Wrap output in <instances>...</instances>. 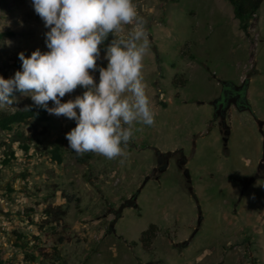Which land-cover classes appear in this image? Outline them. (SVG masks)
<instances>
[{"label":"rangeland","instance_id":"obj_1","mask_svg":"<svg viewBox=\"0 0 264 264\" xmlns=\"http://www.w3.org/2000/svg\"><path fill=\"white\" fill-rule=\"evenodd\" d=\"M133 3L150 42L143 75L155 125L137 124L126 156L116 160L77 155L65 138L76 121L64 116L50 114L41 124L0 130V159L10 149L15 155L7 165L0 162L2 264H264V169L263 177L242 186L256 174L264 149V124L260 132L256 123L264 120V0L250 22L254 39L239 28L226 0ZM2 31L14 33L0 41L4 79L22 71L13 62L19 53L30 57L37 49L49 51L45 34L50 29L32 0H0ZM109 41L100 46L99 67L107 66ZM90 74L98 83L99 72ZM244 78L249 109L229 107L224 142L210 102L224 82L239 85ZM85 90L77 87L61 102ZM14 95V105L0 112L33 102ZM19 134L33 137L26 153L15 140ZM55 147L60 163L51 156ZM180 150L187 176L177 163ZM155 151L175 155L141 186L157 166ZM133 195L137 206L125 207L109 233L119 205ZM57 207L65 211L61 218L47 214ZM151 224L154 236L145 246L139 237ZM44 231L64 239L52 259L38 256Z\"/></svg>","mask_w":264,"mask_h":264},{"label":"clouds","instance_id":"obj_2","mask_svg":"<svg viewBox=\"0 0 264 264\" xmlns=\"http://www.w3.org/2000/svg\"><path fill=\"white\" fill-rule=\"evenodd\" d=\"M32 5L50 29L49 51L19 53L22 71L0 77V107L14 105L19 92L49 114L76 121L65 138L77 155L125 157L135 126L153 127L156 116L143 75L150 42L133 0H32ZM105 41L107 66L99 67ZM95 71L98 83L90 74ZM77 87L86 90L61 102Z\"/></svg>","mask_w":264,"mask_h":264},{"label":"trees","instance_id":"obj_3","mask_svg":"<svg viewBox=\"0 0 264 264\" xmlns=\"http://www.w3.org/2000/svg\"><path fill=\"white\" fill-rule=\"evenodd\" d=\"M228 1L233 10L234 17L238 20L239 28L244 31L246 36H249V26L253 17L256 15L259 10L262 0H226ZM14 33L12 31H2L0 32V41L4 42V40L8 36H12ZM14 65L16 67L22 68V62L17 57L14 59ZM247 80L248 78H244L242 83L240 84V93L242 96V103L238 106L239 110L249 109V103L246 99V89H247ZM234 84L230 82H224L222 84V91L226 89L233 90ZM221 91V92H222ZM19 92H14V94H18ZM48 107H51V104H48ZM50 114L38 106H35L32 102L24 108L16 109L9 112H0V130H11L13 125L21 124V123H30L33 124H41L49 120ZM15 140L19 142V148L26 153L29 148L31 141L33 140L32 135L30 134H19L15 136ZM52 159L61 162L62 157L60 153V148L55 147L51 150ZM15 158L14 151L8 150L5 153V157L0 159L2 165H7L11 159ZM47 214H56L58 218H61L65 211L60 207H57L55 210L51 209L47 212ZM154 228L155 225L151 224L149 227L142 231L139 237V240L143 245H147L150 243V239L154 236ZM42 243L37 246L38 256L41 259H52L59 253L60 246L63 242L62 236H57L53 231H44L41 235ZM32 257V256H31ZM30 257V258H31ZM34 258V257H32ZM31 258V259H32ZM0 264H2V259L0 256Z\"/></svg>","mask_w":264,"mask_h":264},{"label":"flooded vegetation","instance_id":"obj_4","mask_svg":"<svg viewBox=\"0 0 264 264\" xmlns=\"http://www.w3.org/2000/svg\"><path fill=\"white\" fill-rule=\"evenodd\" d=\"M240 84L239 85H234V88L233 90H230V89H226L224 91H222L215 99H213L210 103H211V106L213 108V112H214V117L215 119H219L217 122L218 124L220 125V128H219V132L222 133V140L224 137H227L228 134H224V133H229V127L227 125V122H226V113H227V110L229 109L230 106H234L236 107L238 110V106L242 103V96H241V93H240ZM228 103H229V106H228ZM221 116H224L225 118V123L223 124L222 121H221ZM156 153V156L158 157L160 152L159 151H155ZM178 154V156L176 157L177 158V163H178V166L180 169H184L183 165H181V161L185 159V157L183 156L181 150L180 151H177L175 152ZM175 155L173 152L171 154V156ZM157 160V158H156ZM186 160V159H185ZM166 164H162L160 166V168H166ZM252 177V181H254L256 178H261L263 177L262 174L260 173L258 176H256V174L254 176H251ZM250 177V178H251ZM250 178H247V181L243 182L242 183V186L246 189V187L249 185V179ZM242 193V191H241Z\"/></svg>","mask_w":264,"mask_h":264},{"label":"water","instance_id":"obj_5","mask_svg":"<svg viewBox=\"0 0 264 264\" xmlns=\"http://www.w3.org/2000/svg\"><path fill=\"white\" fill-rule=\"evenodd\" d=\"M228 106H229V103H228ZM221 121L222 123L224 124L225 123V118L224 116H221ZM256 123L258 125V128H259V131L262 132V126L264 124V120H260V119H256ZM224 134H229V133H224ZM226 139L227 137H224L223 138V141L226 142ZM264 144V143H263ZM173 151H165V152H160L159 156L157 157V166L153 167L151 172L145 176V178L143 179L142 181V185H144L146 183V181H148L149 179L151 178H155L156 175L158 173H161L165 170V167L163 168H160V166L162 164H166L167 165V162H168V159L171 157V154H172ZM186 162V160H182L181 161V165H184ZM264 169V149H263V154H262V158L261 160L259 161L258 165H257V168H256V176H258ZM184 174L187 176V170L184 169ZM253 179L252 177L249 179V182H251ZM141 188V187H140ZM139 190V189H138ZM136 195H133L129 198H126L118 207L117 211L115 212V217L111 220V222L109 223V226H108V232L111 233V232H114V224L117 220V218L120 216L122 210L125 208V207H136Z\"/></svg>","mask_w":264,"mask_h":264},{"label":"crops","instance_id":"obj_6","mask_svg":"<svg viewBox=\"0 0 264 264\" xmlns=\"http://www.w3.org/2000/svg\"><path fill=\"white\" fill-rule=\"evenodd\" d=\"M254 17H255V18H258V14H257V15H255ZM249 28H250V26H249ZM252 30H254V27H252V26H251V29H248V31L252 32ZM250 32H249V33H250ZM249 35H250V39H251V38H252V39H254V38H255V36H252V33H251V34H249Z\"/></svg>","mask_w":264,"mask_h":264}]
</instances>
